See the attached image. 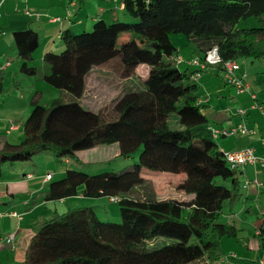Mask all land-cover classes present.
Returning <instances> with one entry per match:
<instances>
[{
    "label": "trees",
    "instance_id": "trees-1",
    "mask_svg": "<svg viewBox=\"0 0 264 264\" xmlns=\"http://www.w3.org/2000/svg\"><path fill=\"white\" fill-rule=\"evenodd\" d=\"M120 2L122 19L97 18L90 31L64 30L62 49L43 55L42 72L28 64L37 33L13 32L20 71L60 96L48 107L40 93L31 96L22 140H0V177L5 166L44 153L79 162L78 152L104 143H117L123 158L140 150L124 171L69 168L50 181L45 200L115 197L120 221L99 219L92 206L56 213L33 228L20 264H213L223 257L222 239L236 237L237 228L220 216L225 202L240 198V167L230 166L218 147L193 72L181 68L170 36L183 35L199 57L216 47L221 63L263 59L264 0ZM249 18L257 25L241 27ZM221 63L215 67L222 72ZM94 67L122 79L138 76L142 86L116 95L108 107L86 109L80 99ZM145 171L182 175L184 197L161 198L150 189L135 195ZM159 238L164 243L156 247Z\"/></svg>",
    "mask_w": 264,
    "mask_h": 264
},
{
    "label": "crops",
    "instance_id": "crops-1",
    "mask_svg": "<svg viewBox=\"0 0 264 264\" xmlns=\"http://www.w3.org/2000/svg\"><path fill=\"white\" fill-rule=\"evenodd\" d=\"M53 18L58 19L53 20ZM97 18L106 21L122 19L123 8L119 2L113 0H3L0 5V140L12 144L19 143L22 140L23 122L31 111L29 102L31 96L34 92L40 93L42 104L44 92L53 88L37 76H28L20 71L21 58L15 47L13 32L31 29L37 33L39 45L33 51L32 59L28 64L35 67L38 65V69L42 72L43 55L46 52L57 53L62 49L60 38L64 30L71 29L74 32L89 30ZM171 41L173 42L172 38ZM173 45L177 49L180 66L189 73L197 72L199 68L194 65L189 66L188 62L198 56V53L193 51L186 39H178V46ZM34 60L37 61L36 65ZM238 64L237 74H245L247 90L239 91L236 87L227 84L218 68L208 67L200 71V75L195 79L199 87V100L206 105L204 112L209 120V127L217 131L215 140L220 150L231 151L252 147L255 155L264 159V117L260 111V106L264 107V58L240 59ZM25 78H30L31 83L22 82ZM22 92L29 96L24 106L20 101L23 97ZM22 107L23 109L20 110ZM11 109H15L14 114L10 112ZM11 123H14V128H10ZM239 125L251 130V133L233 132L232 129H236ZM45 154L47 153L40 155ZM33 158L22 163L29 166L30 162L33 164ZM78 158L79 162L86 163L79 157V152ZM46 159L48 164L55 162L52 156H46ZM74 162L69 159L61 161L63 169L53 165L52 168L60 172V176L55 178L49 172L35 175L36 170L33 167L27 168L26 171L24 164L20 165L18 162L3 168L0 177V208L2 209L0 218L5 219H0V264L10 262L14 254H19L20 259L22 258L24 248L26 249L33 234V225L26 228L23 222L35 210L49 202L43 197L49 182L60 178L66 169H75ZM49 174L51 177L47 179ZM238 180L240 198L232 204L225 202L220 216L221 222L232 224L237 228V234L233 238H223L220 250L223 257L233 254L237 264H264V170L257 165H245L239 169ZM19 181L22 182L18 183ZM15 183L30 194V198H27L23 204L25 215H20L17 219L8 214L14 209V204L8 200V188L16 185ZM27 183L32 186L28 188ZM141 187L143 188L139 186L136 189ZM151 191L142 189L137 195L143 197L151 194ZM77 196L82 197L80 194ZM77 196L52 202L66 204ZM160 197L183 198L184 196L179 194ZM2 229L6 232H2ZM12 233L14 238L9 240L8 237ZM21 238L22 241H19Z\"/></svg>",
    "mask_w": 264,
    "mask_h": 264
},
{
    "label": "rangeland",
    "instance_id": "rangeland-1",
    "mask_svg": "<svg viewBox=\"0 0 264 264\" xmlns=\"http://www.w3.org/2000/svg\"><path fill=\"white\" fill-rule=\"evenodd\" d=\"M125 21L132 22L133 19L129 18V21L128 20H125ZM256 25L257 23L253 18H249L241 22L240 24L241 27H255ZM171 38L174 42L172 43L175 44L176 46H178L177 45L178 39H181V40L185 39V37L181 34L171 35L170 39ZM33 62L36 65L37 61L34 60ZM13 66L15 67V63ZM36 67L39 68L38 65ZM22 82L26 84H30L31 80L30 78H27V79L25 78V80H23ZM141 86H142L141 78L138 76H133L128 79H122V78H118L117 76H115L110 70L106 68L94 67L86 77L85 91H84L83 97L80 99V102L82 106L86 109L97 110L101 107H106V106L108 107L109 103L116 95L124 91H127L129 89L141 88ZM50 89H51L50 91L48 92L45 91L43 94L42 105L45 104L46 107L50 106L49 102L53 98L60 96L59 90L53 89V88H50ZM14 90L15 89L13 88V91ZM17 94L20 95L19 92H17ZM21 94L23 97L20 101L22 103L21 105L24 106L29 96L23 92ZM22 109L23 107L20 108V110ZM14 110L15 109H11L10 112L14 114L15 113L13 112ZM118 151L119 149H118L117 143H104V144L96 145V146H93L91 148H88L86 150H82L79 152V157L81 158V160H83L87 164L86 163L83 164L81 162L79 163L74 162V164L77 170H82L83 172H86L89 174L101 172L104 170L121 172L132 166V164L136 161L137 156L140 152V150H138L133 155H131V157L123 158L118 155ZM46 156L51 157L50 154L48 153L45 154L44 156L40 154L36 155L32 160L33 164L32 162H30L29 166H27L26 163H22V162H18V163L20 165L24 164L26 171H28L27 168L31 169L33 167V169L36 170L35 175H40L42 173L44 174L46 172H49L54 175V178L59 177L60 172H56L55 168H52V167L53 165H55L58 168L63 169L64 167L61 165L62 163L60 161L55 160V162H53L54 164L52 162L48 164ZM143 173L145 174L148 172L145 171ZM181 178H183L182 175L168 176L164 174H148V175L145 174V181H144V184L142 185L143 188L141 187V188L136 189L134 194L139 195L142 189H150L155 194H157L158 197L169 196V195L178 196L181 193ZM21 182L22 181H19L18 183H21ZM18 185L19 184H16L8 188V192H9L8 200L14 204L13 211L18 213L19 215L24 216L25 215L24 213L25 205L23 204L25 203V200L27 198H30V194L27 190H24V188L22 187L20 188V186ZM31 186L32 185L30 183H27L28 188H30ZM83 206H92L98 218L103 221H110V222L120 221L117 202L111 201L108 196H101L98 198H84V197L77 196L76 198L69 200L66 204L58 203V202L55 203L52 201L47 202L45 206L39 207L37 210H35L30 215V217L28 218L26 217L27 219L23 222V226L26 225V228H28V226L33 225V228H34V227H37L42 220H47L55 216L56 213L64 212L68 208L83 207ZM0 210L2 209L0 208ZM0 214L2 215V213ZM4 215L7 216V214L5 213ZM0 219L4 220L5 218H0ZM2 232L5 233L6 230L2 229ZM22 239L23 238H21L19 241H22ZM163 240L164 238H159L158 240H156V242H154L155 246L156 247L161 246V244L164 243ZM20 260H21L20 255L14 254V258H12L10 262L5 263V264H20Z\"/></svg>",
    "mask_w": 264,
    "mask_h": 264
},
{
    "label": "built area",
    "instance_id": "built-area-1",
    "mask_svg": "<svg viewBox=\"0 0 264 264\" xmlns=\"http://www.w3.org/2000/svg\"><path fill=\"white\" fill-rule=\"evenodd\" d=\"M115 2H119V4L122 6V3L120 0H113ZM3 2V0H0V5ZM58 18H53V20H57ZM179 62V61H178ZM220 56L218 54V50L216 47H213L212 49L208 50L205 54H203L201 57L196 56L193 59H191L188 62V65H194L199 70L197 72H194L191 74V77L195 80L200 75V71L208 68V67H215L217 64H220ZM222 66V76L224 81L236 87L239 91L241 90H247L248 84L245 80V74H237V71L239 69L238 61L236 60H228L221 63ZM261 114L264 117V107L260 106ZM14 123H11L10 128H14ZM213 136L216 137L217 131L214 129H211ZM232 131H238L240 133H251V130L246 129L242 125H239L236 127V129H232ZM224 156L227 161V163L232 167H244L245 165H254L259 166L261 169L264 170V159L259 158L255 155L254 149L252 147H245L239 150H231V151H224ZM51 175H47V179H49ZM117 198L112 197V201H116ZM9 216H13L16 218H20V215L16 213L15 211L9 213ZM9 240H12L14 238V234L9 235ZM213 264H237L236 258L233 254L222 257L220 260L214 262Z\"/></svg>",
    "mask_w": 264,
    "mask_h": 264
}]
</instances>
